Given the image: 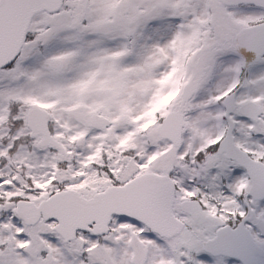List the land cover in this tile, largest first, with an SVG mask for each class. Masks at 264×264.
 <instances>
[{"label": "snow or ice", "instance_id": "snow-or-ice-1", "mask_svg": "<svg viewBox=\"0 0 264 264\" xmlns=\"http://www.w3.org/2000/svg\"><path fill=\"white\" fill-rule=\"evenodd\" d=\"M0 264H264V0H0Z\"/></svg>", "mask_w": 264, "mask_h": 264}]
</instances>
